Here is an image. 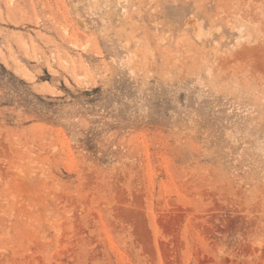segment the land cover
<instances>
[{
	"label": "rangeland",
	"instance_id": "1",
	"mask_svg": "<svg viewBox=\"0 0 264 264\" xmlns=\"http://www.w3.org/2000/svg\"><path fill=\"white\" fill-rule=\"evenodd\" d=\"M0 264H264V0H0Z\"/></svg>",
	"mask_w": 264,
	"mask_h": 264
}]
</instances>
